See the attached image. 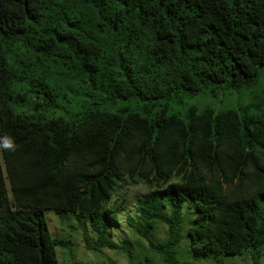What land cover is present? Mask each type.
I'll use <instances>...</instances> for the list:
<instances>
[{"label":"trees","instance_id":"1","mask_svg":"<svg viewBox=\"0 0 264 264\" xmlns=\"http://www.w3.org/2000/svg\"><path fill=\"white\" fill-rule=\"evenodd\" d=\"M262 67L264 0H0V264H60L67 240L47 210L85 219L88 248L131 264H181L185 238L194 257L258 258L264 94L185 112L171 100L249 89ZM141 182L128 224L150 253L138 258L114 240V197Z\"/></svg>","mask_w":264,"mask_h":264},{"label":"rangeland","instance_id":"2","mask_svg":"<svg viewBox=\"0 0 264 264\" xmlns=\"http://www.w3.org/2000/svg\"><path fill=\"white\" fill-rule=\"evenodd\" d=\"M260 72L258 81L249 89L226 90L223 88H209L197 96H190L186 92L173 96L171 111L185 112L186 107L192 104L198 106L200 109L208 105L221 109L229 107L238 108L250 102L255 95L264 94V67L261 68ZM148 191L149 186L142 182L132 184L121 183L114 197L118 199V211L115 212L117 216V228L114 230V240L117 242H121L123 239L127 240L132 244L136 252H141L138 258L143 256L142 251H149L150 253L149 243L135 231L134 227L128 224V217L138 218L136 211L137 200ZM186 208L187 205H184V211ZM166 211L168 212V209ZM46 216L52 234L56 237H66L65 239L67 240L66 247H57L60 264H131L127 254L123 251L109 248L101 250L88 248L83 233L85 231H88L91 235L92 233L85 219L70 214L68 219L63 223L54 210H47ZM183 217L187 224L192 220L193 213L185 211ZM152 236L158 241L165 240L168 237V226L163 221L157 220ZM182 248L185 255L181 258V264H264V251L261 252L258 258L243 253L235 256H226L223 261L216 263L211 259H202L190 254L188 251V239L186 238ZM154 258L157 263L161 261L158 255L154 256Z\"/></svg>","mask_w":264,"mask_h":264},{"label":"clouds","instance_id":"3","mask_svg":"<svg viewBox=\"0 0 264 264\" xmlns=\"http://www.w3.org/2000/svg\"><path fill=\"white\" fill-rule=\"evenodd\" d=\"M2 146L5 149H13L14 150V141L10 137H4L2 141Z\"/></svg>","mask_w":264,"mask_h":264}]
</instances>
